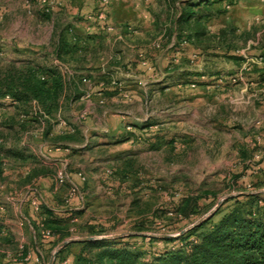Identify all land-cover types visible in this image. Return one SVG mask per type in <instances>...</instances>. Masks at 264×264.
<instances>
[{"label":"rangeland","instance_id":"rangeland-1","mask_svg":"<svg viewBox=\"0 0 264 264\" xmlns=\"http://www.w3.org/2000/svg\"><path fill=\"white\" fill-rule=\"evenodd\" d=\"M80 1L76 0V8ZM147 1L128 0L127 4L142 6ZM24 2H28L30 13L28 9L24 11ZM178 2L155 0L154 7L145 9L147 17L149 12L148 21L140 18L147 21L144 29L132 28L138 33L132 37L133 42H150L155 50H165L167 39L173 42L174 56L170 54L169 61L160 65L164 76H175L165 85L170 88L161 93L155 91L157 85L148 81L154 77L142 76L140 67L152 59L153 49H147L148 58L142 60L135 50L126 48L124 63L117 65L119 82L132 88L121 90L122 103L109 107L130 114L129 120L134 124L125 129L131 139L104 143L103 137L90 140L87 133L86 140L80 123L92 117L95 110L86 103L88 98L80 100L82 95L72 101H76L73 117L65 104L71 99L67 94L60 96V109L54 112L43 111L35 100L11 105L5 97L0 99V149L24 154V148L31 146L39 157L25 153L32 159L25 162L8 158L4 165L0 178V264H49L56 248L70 239L137 233L178 237L179 230L219 211L213 218L218 220L233 206V198L250 192L264 194V60L256 57L260 54L258 42H264V0H236L235 5L225 9L224 15L205 21L210 34L194 43L186 40L192 33L190 26L173 24L180 13L176 10ZM38 5L36 0H0L1 71L11 68L12 63L17 69L23 62L38 67L50 63L40 51L30 55V51L19 48L15 54L7 47V42H48L49 30L36 12ZM110 5L98 7L96 14L78 13L75 19L84 23L85 28L88 23L100 22L107 27ZM100 13L102 19L98 18ZM137 14L125 13L124 21L136 20ZM106 37L111 38L109 34ZM226 42L231 45L228 55L219 47L222 43L226 47ZM234 55L241 56L243 61L232 60ZM52 69L66 70L59 65H53ZM189 74L193 76L189 78ZM200 74L207 77L201 79ZM101 99L99 104L104 106V97ZM73 119V131L68 132L66 125ZM134 129H139V133ZM62 137L67 139L59 141ZM43 142L49 147L40 156L38 146ZM68 145L73 146L70 152L75 156L70 160L56 152ZM58 159L69 163L57 164ZM27 167L37 172L52 170L57 193L67 195V200L74 195L81 197L79 205L74 203L79 214L57 245L49 240L52 237L42 236L45 228L35 229L32 224L21 222V210L24 213L29 208H20V200L24 194L31 195L35 188L29 177L24 176ZM122 169L126 170V176L120 174ZM73 170L84 179L83 183L89 184L87 191L67 190L65 182ZM232 176L239 177L229 182ZM59 177L64 183H59ZM114 181L120 183L117 189L110 186ZM205 193L211 199L214 197L209 202L211 207H205L209 204L205 200L198 202L200 207L195 206L194 201ZM218 203L221 205L209 216ZM57 209L65 210L64 206ZM177 210L182 213L186 210L187 219L178 221ZM91 224L104 227L94 234ZM101 229L104 232L97 234ZM124 238L130 239L122 245L150 255L172 246L143 239L148 237ZM80 248L71 245L62 254L58 252L53 264H76Z\"/></svg>","mask_w":264,"mask_h":264},{"label":"crops","instance_id":"crops-1","mask_svg":"<svg viewBox=\"0 0 264 264\" xmlns=\"http://www.w3.org/2000/svg\"><path fill=\"white\" fill-rule=\"evenodd\" d=\"M127 1L128 0H110L111 5L108 11L110 16L109 21L107 22V27H104L101 22L95 23V25H91L87 22L88 26L85 28L83 25L84 23L77 22L75 15L78 13L96 14L98 12V7H102L101 0H81L78 8H76V0H48L46 6H41L39 4V8L36 11L40 14H38L39 16H42L41 21L47 25V29L49 30L48 42H7V47L13 50V53L15 54L18 53L17 51H19V48H23L28 52L30 51L28 53H31L30 55H32L33 52L40 51L43 54V59L50 60L49 64L45 63V65H41L43 68L52 69L53 65H55V67L59 65L67 70L57 72L64 85V94L71 96L69 102L65 103L67 109H70L71 111V116L73 117L72 109L76 102L72 101L75 98L78 99L77 96L79 95L83 96L80 100L84 101L85 98H88L86 103L90 108L95 110L92 117L88 118L85 122L80 123L79 129H82L86 140H88L87 133H90V140L103 137L105 141L104 143L110 142L117 144L121 140L131 139L128 136L129 131H126L125 129L127 125L132 126L134 124L129 120L130 114L109 107L112 106V103H119L121 90L132 88L125 85L122 86L123 83L118 80L121 75L119 73L120 69L117 65L124 63V49L132 48V51L135 50L133 51L135 52V55H138L142 60L144 57H147V49H153V52L155 53L150 54L152 59L149 58L148 63L143 65L145 67L141 66L140 68L144 72L143 75L141 74L143 77L148 76L156 78H153V80L148 79L150 83L157 85L154 88L155 91L158 90L161 93L168 90L170 87L165 85L175 77L170 76V74L164 76L160 70V65L164 66V64L169 61L170 54L174 56L173 52L175 49L171 47L173 42H168L169 39H167V46L165 50L162 51L155 50L152 45H150V42H133L134 38L132 37L138 35L133 29H138L139 31L144 29V23H147L149 19V12L147 11V17V15H145V9L154 7L156 4L155 0H149L147 1L148 4H143L142 6L137 3L130 6L127 4ZM24 3L26 5H24V11L28 9V13H30L28 2ZM181 8L180 3L179 5H176L177 12L180 11ZM45 10H48L49 12L46 13ZM130 11L138 13L135 16L137 19L124 21L125 19L123 18V15ZM142 17L147 19V21H140V18ZM89 20L91 21V19ZM66 29H69L75 35V42H72L73 40L70 39L71 32L68 30L66 31ZM107 34H109L111 38H107ZM171 40H173V38H171ZM156 47L159 48V45H156ZM57 54H59V58L57 57ZM256 57L259 58L257 55ZM27 60L32 61L31 58H27ZM150 65L153 66V68H150ZM169 68L170 66H168V69ZM128 75L129 74L126 76ZM188 76L191 78L193 75L189 74ZM199 77L205 79L207 76L200 74ZM84 78L91 81V86H87L81 82V79ZM101 97H104V106L99 104L102 100ZM120 102L122 103V101ZM74 121L75 120L73 119L66 125L68 130L70 129L69 131L67 130L68 132L73 131L71 128H74ZM134 132L139 133V129H134ZM129 141L131 142V140ZM48 147L47 142L40 144L38 146L39 155L42 156L43 149H48ZM72 147V145H68L67 148L62 147L57 149L56 152H60L62 155H67L66 159L70 160L75 157L70 152ZM24 149V155L26 153L28 155L36 156L31 146H27ZM21 152L22 151H20V153ZM15 153L18 152L15 150ZM37 158L39 159V157ZM56 162L57 164L58 162H65L66 166L69 163L62 159H58ZM24 170V176L29 177L30 185H34L35 188H33L34 192L31 195H28V193L24 194L20 200V208L23 206L29 208L28 210L25 209L24 213L21 210L20 217L23 220L21 222L29 224V226L31 222L37 224L40 223L43 217L39 214V207L41 206H45L55 212H61V210L59 211L57 208L63 206L65 210H77L74 203L79 205L81 203V197H76L74 195L70 200H67V195L64 196L62 192L57 193V185L54 177L34 171L31 167H27ZM69 177L70 179H67L65 182L67 190L70 188V190L76 189L79 192L81 190L83 192L87 191L89 187L87 185L89 184L83 183V180L78 173L73 170L69 173ZM119 185V182L114 181L110 186L117 189ZM61 188L64 187L61 186ZM33 200L37 201L38 209L33 205Z\"/></svg>","mask_w":264,"mask_h":264},{"label":"trees","instance_id":"trees-1","mask_svg":"<svg viewBox=\"0 0 264 264\" xmlns=\"http://www.w3.org/2000/svg\"><path fill=\"white\" fill-rule=\"evenodd\" d=\"M36 1L39 3V0ZM179 2L182 8L174 25L186 24L188 27L190 26L192 33L186 39L188 43L194 40L200 41L209 35L210 32L205 28V21L224 15L227 7L236 4V0H179ZM221 5H225V8H217ZM70 35L72 42H75V35L72 32ZM224 40L225 38H222V41ZM197 43L203 44V42ZM229 45L230 42H226V47L223 43L219 47L224 49L228 55L231 51V45ZM258 45L257 50L260 51V54L257 56L264 60V42L259 41ZM57 57H60L59 54ZM231 59L243 61V58L237 55L231 56ZM21 65L22 67L17 69L15 63H12L11 68L4 72L0 70V99L9 95L12 98L11 105L17 102L26 104L35 100L39 106L43 107V111L59 110L60 96L64 95V85L58 72L54 69L38 67L32 62H23ZM0 105L2 104L0 103ZM63 139L67 138L62 137L58 140ZM8 158L25 162L32 159L31 156L17 154L9 149H0V178L3 176L4 165ZM38 172L55 177L52 170ZM120 174L126 176V170L122 169ZM238 177L232 176L229 182L236 181ZM241 198L245 201L240 200ZM189 200L190 198H187L188 204H191ZM201 200L209 203L214 200V197L211 199L210 194H202L194 201L195 206L200 207L198 202ZM232 200L234 201L233 206L216 221L213 218L219 214V211L178 237L143 238L144 240L149 239L151 242L172 245L151 255L141 252L137 248L122 245L125 240L130 238L93 240L73 243L67 247L80 245L76 264H264V194H241ZM210 203L205 207H211ZM191 212L195 213V211ZM185 213L186 210L183 213L177 210L176 219L178 221L186 220ZM39 214L43 216L41 222L38 224L31 222V224L35 226V229L43 227L49 231L52 237L49 240L53 245H57L67 234L79 211L67 209L55 212L41 206ZM103 227L102 224L90 225L92 233ZM98 231L97 234L104 232L102 229ZM67 247L62 249L59 254H62ZM22 253H26V251Z\"/></svg>","mask_w":264,"mask_h":264},{"label":"water","instance_id":"water-1","mask_svg":"<svg viewBox=\"0 0 264 264\" xmlns=\"http://www.w3.org/2000/svg\"><path fill=\"white\" fill-rule=\"evenodd\" d=\"M248 194H255V193H248ZM221 205V203H218L217 207L212 210L210 213H209V216L212 215L213 211H215L219 206ZM204 220H206V218H202L200 219L199 221H197L196 223H194L192 226L182 230L179 234V235H182L184 232H186L187 230L199 225L201 222H203ZM142 236V237H148V238H152V237H155V238H170V237H173V236H157V235H147V234H142V233H137V234H127V235H118V236H112V237H87V238H77V239H70V240H66L64 242H62L55 250L49 264H53L54 262V259H55V256L58 252H60L62 249H64L65 247H67L68 245L70 244H73V243H80V242H87V241H93V240H100V239H116V238H124L126 236Z\"/></svg>","mask_w":264,"mask_h":264},{"label":"built area","instance_id":"built-area-1","mask_svg":"<svg viewBox=\"0 0 264 264\" xmlns=\"http://www.w3.org/2000/svg\"><path fill=\"white\" fill-rule=\"evenodd\" d=\"M39 4H40L41 6H46V5L48 4V0H39ZM101 4H102V7H107V6L110 4V0H101ZM45 12L48 13L49 11H48V10H45ZM98 18H99V19H102V18H103V13H100L99 16H98ZM89 19H92V17H89ZM82 82H83L84 84H86V85H91V81L88 80V79H86V78H84V79L82 80ZM5 100H8V101L11 102V98H10V96H6V97H5ZM127 129H128V130H132L131 127H128ZM83 180H84V179H83ZM59 183H60V184L64 183V179L61 178V177H59ZM35 201H36V200H35ZM35 201H33V205L35 206L36 209H38L37 201H36V202H35ZM42 236H43L44 238H49V237H51V233H50L49 231H47V230H44V231L42 232Z\"/></svg>","mask_w":264,"mask_h":264}]
</instances>
